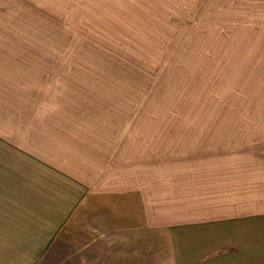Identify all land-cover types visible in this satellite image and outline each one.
Returning <instances> with one entry per match:
<instances>
[{
	"label": "rangeland",
	"instance_id": "1",
	"mask_svg": "<svg viewBox=\"0 0 264 264\" xmlns=\"http://www.w3.org/2000/svg\"><path fill=\"white\" fill-rule=\"evenodd\" d=\"M263 38L264 1L0 0V264L95 263L81 259L97 250H79L73 230L61 234L64 247L39 233L41 209L75 201L57 206V184L39 168L66 171L57 180L73 197L71 173L80 171L89 190L141 186L159 198L171 193L175 159L152 132L226 129L264 141L255 115L264 113ZM100 200L75 207L119 205ZM173 203L130 224L170 223ZM81 215L69 226L95 221ZM214 234V248L193 251L196 264H264V227ZM151 240L173 239L152 232Z\"/></svg>",
	"mask_w": 264,
	"mask_h": 264
},
{
	"label": "crops",
	"instance_id": "2",
	"mask_svg": "<svg viewBox=\"0 0 264 264\" xmlns=\"http://www.w3.org/2000/svg\"><path fill=\"white\" fill-rule=\"evenodd\" d=\"M263 53H256V57L264 56ZM255 115L264 120V113ZM160 131L152 132L154 134L151 135L167 150L168 158L175 159V183L168 187L171 191L168 196L158 198L159 194H150L146 187L141 186L130 187L126 191L102 187L89 190L87 184L80 179L79 171L77 175L71 173L75 176L72 181L73 189L78 194L73 197L67 194L69 184L57 180L66 179V171L53 175L46 172L44 167L39 168L40 176H47L53 180L52 183L57 184L53 193L54 197H57V206L60 204L59 200H75L70 208H66L67 204L64 203L65 209H41L39 220L47 218V225L45 226L44 221H39V233H54L51 241L64 247L67 244L61 234L73 230L80 239L79 243L83 240L77 247L81 248L79 250L96 248L97 255L94 258L87 260L86 256H81L85 261L95 260L94 264H196L200 253H193L194 250L215 247L207 240L211 234H219L221 239H224L237 227L244 230L251 226L263 229V139H242L241 134L232 135L231 130L226 129L177 128ZM172 137L174 139L171 140ZM170 149L172 152H169ZM60 183L63 185L62 190ZM94 195L101 200L105 195H110L112 201H117L119 205H111V208L100 206L91 210L76 209L77 203L83 202L87 196ZM48 200L53 201L52 186ZM173 201L176 218L170 223L130 224L132 218L162 216L164 208ZM75 212L80 216L83 214L95 217V221L86 219L83 223L81 220L77 226H69V217ZM108 218H111V221L106 226ZM120 218H126L124 221L128 225L116 224ZM53 229L54 231H51ZM152 232L159 234V238H162V235H170L173 240L153 242ZM44 238L42 235L39 243H42ZM218 247L216 245V248ZM149 249L152 250L150 255L141 256ZM137 250H142L143 253L140 255ZM146 258L148 260H145Z\"/></svg>",
	"mask_w": 264,
	"mask_h": 264
}]
</instances>
